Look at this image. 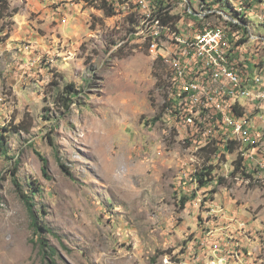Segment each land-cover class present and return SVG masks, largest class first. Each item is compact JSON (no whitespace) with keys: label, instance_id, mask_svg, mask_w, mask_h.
<instances>
[{"label":"rangeland","instance_id":"obj_1","mask_svg":"<svg viewBox=\"0 0 264 264\" xmlns=\"http://www.w3.org/2000/svg\"><path fill=\"white\" fill-rule=\"evenodd\" d=\"M201 2L237 22L211 12L194 17L187 8L175 15L193 29L221 28L237 43L249 27L243 46L258 42L250 32L264 36V17L244 11L250 0ZM9 3L18 11L10 30L0 19V264H48L13 183L16 169L39 221L52 230L41 234L58 264H264V166L251 161L264 150L251 145L253 120L240 132L220 121H229L225 106L235 103L244 111L239 119L251 118L241 101L264 100L263 79L258 87L255 73L230 61L256 89V97L235 98L216 78L180 75L182 50L173 49V38L151 39L147 28L153 0H115L113 16L91 0ZM175 26L178 34L188 28ZM260 43L255 51L264 61ZM199 75L210 76L200 68ZM195 109L202 137L194 135ZM211 139L219 155L205 162L199 148ZM35 149L48 160L47 176ZM239 157L248 176L233 172ZM209 164L217 181L200 187L195 171Z\"/></svg>","mask_w":264,"mask_h":264},{"label":"built area","instance_id":"obj_2","mask_svg":"<svg viewBox=\"0 0 264 264\" xmlns=\"http://www.w3.org/2000/svg\"><path fill=\"white\" fill-rule=\"evenodd\" d=\"M177 8H179V11L180 8H187L188 14H191L194 17L201 14L202 12H211V15H223L225 17L226 13L221 11V9L218 7L215 9H204V4L201 2V0L199 7H190V0H164L163 8H159L156 4L152 5V22H149L147 28H150V33H155V41H170V38H172L174 35V23H181L182 26L187 25L188 28H185V33H194L195 37L196 30H203V37H196L201 41V49H195V55L185 54V58L182 59V75H188V77L191 78V81H194V78H201L203 83L208 81L210 78H218L225 86L230 89L232 93L237 94L239 97H244L246 93L241 91L240 84H232V77L239 76L228 70L229 61H238L239 63L246 65L253 73H255V81H252V83L258 85L259 87V80L264 79V70H261L260 60L254 59L253 57H246V52L240 51L236 35H217L214 33V29L208 28L193 29L191 22H181L179 19H175V12H179L177 11ZM244 11L248 12L249 14H256V16L264 17V0L255 3L253 0H250V9ZM167 15L173 17L167 18ZM260 39H264V36L258 37V43L254 44H260ZM173 48L178 47L173 46ZM158 51L165 56H168L169 50ZM211 58H218V60L224 62L225 71L215 72L214 76H200L199 63L210 64ZM176 96L179 98L178 94H176ZM260 106H263V99H260L255 103V110L252 111V117L246 119L236 118V112L234 110H229L225 106V110L229 111V121H220L226 122L230 125H235L244 124V120H253L254 133L253 138H251V145L256 146L258 149L264 150V127L261 125L262 116H264V114H260ZM195 110L198 111V118H196L194 135L196 137H202L199 136V124L200 119H202V111L199 109ZM182 112L184 113L183 122H187L188 126V119L185 118V112ZM260 127H262L263 131L259 130ZM226 150L225 144V152ZM251 161L256 165L257 170L262 169L264 166V157L252 158Z\"/></svg>","mask_w":264,"mask_h":264},{"label":"trees","instance_id":"obj_3","mask_svg":"<svg viewBox=\"0 0 264 264\" xmlns=\"http://www.w3.org/2000/svg\"><path fill=\"white\" fill-rule=\"evenodd\" d=\"M153 1L155 2V4L159 8H163L164 0H153ZM91 2L98 9L102 10L106 16H113V15L117 14V12L115 10V8H116L115 7V0H91ZM17 11H18L17 8H11L9 0H0V19H3L5 21L4 23L8 26V30H10L11 24H13V21H14L13 17L17 13ZM172 17L167 15V18H172ZM149 19H150V21H152V15L150 16ZM175 19H178V15H175ZM198 20H200V19H198ZM200 21H204V19L200 20ZM234 24L235 23H231V25H234ZM211 26H214V24ZM234 26L239 27V28H243V26L236 25V24ZM174 27H175L174 34H178L179 31L177 30L178 28L175 26V23H174ZM5 29H6V27L0 28V32H4ZM243 31H244L243 37L238 40L239 43H241L247 39L246 34H248V31L245 27L243 28ZM150 37H154V36H150ZM151 39H155V37L151 38ZM159 64H161V66H163L161 62H158L155 67L160 68ZM68 89H72V85L68 86ZM231 110H234L236 112L237 116H243L244 115L243 108L236 103L231 106ZM219 119H221V118H219ZM16 128H18V127H16ZM224 138H225V140L229 139L226 135L224 136ZM213 141H215V140L211 139L209 142H207L206 144H204L203 146H201L199 148V151H200L202 157L204 158L205 162H209L219 155L218 153H219L220 148H219L217 142H214L216 144H213ZM227 146L229 147V149L231 151H234L235 147H234V141L233 140L227 141ZM34 151L42 162L43 174L45 176H47L48 175V160H47V158L39 150L35 149ZM242 161L243 160L241 157H239V158H237V160H235L236 166L234 167V170H233L234 173L235 172H237V173L243 172L244 174H246L240 168ZM17 164H18V162L15 165H17ZM62 167L64 170H66V172H68V169L64 165H62ZM213 169H214V167L212 166V164H209V166L204 165L199 170L195 171V178L198 181L200 187H206V186L210 185L212 182L217 181V179H215V176L212 175ZM16 171H17V169L12 173L13 174V178H12L13 183L16 186V191H17L19 197L21 198V200L25 203V205L27 207V210L29 212V216L31 219V225H32V228L34 229V233L36 235H38V241L42 244L41 249H42V252L44 254V257L47 259L48 264H58L57 259H56V255H57L56 249L53 246H51L50 244H48L47 241L45 240V238L41 234V232H45V231L51 232L52 230L47 225V223L39 221V219L37 217L38 210H36L34 208L35 204L33 201V196H30L24 192L23 185L15 178ZM246 175L248 176L249 174H246ZM221 179H223V178H221ZM220 181H222V180H220ZM220 183H222V182H220ZM33 189H34L33 191H39L38 187H35ZM189 199L190 198L187 196L182 197L181 206L184 207V205L186 204V202Z\"/></svg>","mask_w":264,"mask_h":264},{"label":"bare ground","instance_id":"obj_4","mask_svg":"<svg viewBox=\"0 0 264 264\" xmlns=\"http://www.w3.org/2000/svg\"><path fill=\"white\" fill-rule=\"evenodd\" d=\"M205 8V7H204ZM206 9V8H205ZM222 11V10H221ZM224 12V11H223ZM208 12H202L201 14L204 15ZM223 16V15H222ZM225 17V16H224ZM225 18H228L229 20H232L234 22H237L236 19L231 18L226 16ZM240 20V19H239ZM231 23V22H230ZM240 24V23H239ZM207 28V27H205ZM208 29H213V28H208ZM199 32V31H198ZM214 33L217 35H223V31L221 28L219 29H214ZM196 37H203V32L197 33ZM194 37H188L186 38L185 36H183L182 34H174L173 35V43H172V47L176 46L178 48H173L174 50H180V49H185L182 50L180 54L182 55H187V54H191V55H195V49H201V41ZM190 46V47H189ZM180 48V49H179ZM180 56V55H179ZM235 63V62H234ZM240 67V66H239ZM244 67V64L243 66ZM241 67V68H242ZM246 67V66H245ZM244 67V68H245ZM183 68V67H182ZM199 68L209 74L210 76H214L215 72H224L225 71V64L224 62H222L221 60H218V58H211V62L210 64H206V63H199ZM247 68V67H246ZM178 69V68H177ZM248 69V68H247ZM245 69V70H247ZM228 70L232 73H235L237 76L239 77H232L233 83L234 84H240L241 86V91L245 92L246 95H244V97L249 96V92H250V88H249V83L251 82L250 77H246V78H242L241 75H239V71L237 67H234L232 65V63L229 61L228 62ZM240 70V69H239ZM244 70V71H245ZM180 75H182V71H179ZM241 74V73H240ZM243 74V73H242ZM245 74V73H244ZM178 76V75H177ZM207 76V75H206ZM244 77V75H243ZM179 78V77H178ZM195 79V78H194ZM218 78H216L217 80ZM197 80V79H196ZM200 80V79H199ZM219 80V79H218ZM201 81V80H200ZM220 81V80H219ZM199 82V81H198ZM202 82V81H201ZM209 82V81H208ZM215 82V81H214ZM195 83V82H194ZM221 83V82H220ZM219 84V83H218ZM211 85V84H210ZM178 86V85H177ZM182 86V85H181ZM190 86V85H189ZM201 87V86H200ZM205 87H209L208 84ZM224 87V86H222ZM218 88V87H217ZM178 89V88H177ZM203 89V87H202ZM229 89V88H228ZM185 90V89H184ZM200 90V89H199ZM224 90V89H223ZM197 91V90H196ZM201 91V90H200ZM212 91V90H211ZM220 91V90H219ZM222 91V90H221ZM202 93V92H201ZM204 93V92H203ZM214 93V92H213ZM212 93V95H213ZM219 93V92H218ZM228 93H230L231 95H233V97L238 98L239 96L237 94L232 93L230 90H228ZM207 94V93H206ZM215 94L217 95V93L215 92ZM220 95V93H219ZM193 96V95H192ZM214 96V95H213ZM223 96V95H222ZM180 97V96H179ZM188 97V96H187ZM194 98V97H193ZM186 99V98H185ZM184 99V100H185ZM242 99V98H241ZM240 99V100H241ZM189 100V97H188ZM186 101V100H185ZM208 101V100H207ZM220 109V108H219ZM226 111V110H225ZM221 117V116H220ZM238 117V116H237ZM239 118V117H238ZM242 118V117H241ZM243 126H245L244 124H235V130L237 132H240L243 128ZM234 128V127H233ZM247 136V135H246ZM211 144V143H210Z\"/></svg>","mask_w":264,"mask_h":264},{"label":"crops","instance_id":"obj_5","mask_svg":"<svg viewBox=\"0 0 264 264\" xmlns=\"http://www.w3.org/2000/svg\"><path fill=\"white\" fill-rule=\"evenodd\" d=\"M208 2H209V4H218V5H220V4H225L226 2H228V0H207ZM230 1H233V0H230ZM233 4H235V3H233ZM214 8H216L215 6H214ZM249 16H254L255 18H256V21H259V18H260V16H256V14L254 15V14H249ZM250 23V22H249ZM250 25H252V23H250ZM248 29H249V27H248ZM247 29V30H248ZM180 32L183 34V33H185V29L184 28H182L181 26H180ZM196 34H197V31H196ZM256 34V33H255ZM253 34L252 32H251V36L252 37H254V38H256V37H258V36H263V35H260V34ZM186 36V35H185ZM193 36H194V34H193ZM254 43H258V42H256V41H250V40H247V43L243 46V45H239V49H240V51H242V52H246V57H253L254 59H259L260 60V62H261V66L263 65L264 66V61L262 60V59H260V56H259V54H257V51H255V49L257 50V48H255V45H254ZM252 44V45H251ZM261 44V43H260ZM256 45H259V44H256ZM248 46V47H247ZM264 46V45H263ZM247 48H248V50H247ZM263 62V63H262ZM246 66V65H245ZM254 74V73H253ZM255 81V80H254ZM263 82H264V79H263ZM249 88H250V86H249ZM255 91H256V89H255ZM254 90H252L251 88H250V92H249V96H253V97H256V92H255ZM249 96H246V97H249ZM257 96H259V95H257ZM252 97V98H253ZM241 103L245 106V108H246V110H248V111H253V109H254V107H255V103H256V101H252V99H248V98H244L242 101H241ZM260 108H263L264 109V100H263V106H260ZM263 117V116H262ZM262 126H264V122H263V120H262Z\"/></svg>","mask_w":264,"mask_h":264}]
</instances>
